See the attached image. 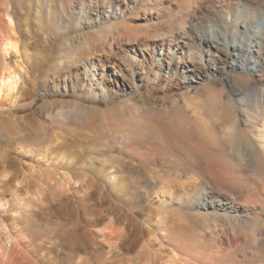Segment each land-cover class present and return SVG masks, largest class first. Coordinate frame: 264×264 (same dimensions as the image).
I'll use <instances>...</instances> for the list:
<instances>
[{
	"label": "rangeland",
	"instance_id": "rangeland-1",
	"mask_svg": "<svg viewBox=\"0 0 264 264\" xmlns=\"http://www.w3.org/2000/svg\"><path fill=\"white\" fill-rule=\"evenodd\" d=\"M78 1L0 0V75L11 65L25 83L0 98V264H185L190 251L207 264H264V157L253 163L249 153L263 129L245 106L253 99L229 93L235 73L216 77L223 89L211 83L207 61L183 78L162 77L145 64L149 77L132 80L131 66L143 68L134 51L149 54L155 38L127 41L125 25L160 26L165 37L188 42L178 28L186 11L169 0H141L117 22L81 20L71 29ZM217 11L227 17L219 5ZM4 38L18 44L7 57ZM87 60L114 64L99 96L73 77ZM61 75H73L69 86ZM237 75L264 87L257 75ZM177 105L191 118L200 113L199 121L221 124L203 126L204 139L194 141L203 164L175 151L153 120ZM209 159L219 170L211 171L210 187L235 198L249 229L198 206L209 191ZM168 227L192 241L186 253L169 242Z\"/></svg>",
	"mask_w": 264,
	"mask_h": 264
},
{
	"label": "bare ground",
	"instance_id": "bare-ground-1",
	"mask_svg": "<svg viewBox=\"0 0 264 264\" xmlns=\"http://www.w3.org/2000/svg\"><path fill=\"white\" fill-rule=\"evenodd\" d=\"M140 1L103 0L100 2L99 0H80L73 6L71 15L68 16V23L72 29L78 27L79 22H82L81 20L86 21L90 26L96 25L97 27L102 26V24L106 25V23L117 22L120 19H124L126 13L130 10L137 9ZM169 2L170 6L177 5L186 11L185 14H188L186 16L188 20H184L183 22L185 23L181 22V26H177L181 28L179 29L180 31L182 30L183 36L187 37L186 39L189 41L186 42L181 37L174 40H171L170 37H165L161 32L160 26H156L154 31L151 32L148 29L133 28L132 26L125 25V37L127 41H132L133 38L136 41L135 43H141L142 39L140 37L144 35L149 39L155 38L150 45L151 52L149 54H140L139 52L137 53V50L136 52L134 51L137 58L141 57L139 64L143 68L137 69L131 66L130 73L132 80L149 77V74L144 69L145 64L150 66L153 71H156L162 77L183 78L191 72L190 70L196 72L201 66L205 68L204 62L207 61V64H209V78L212 79L211 83L223 89L225 87V81L216 77L218 75H225L227 70H231L235 75L227 78L228 85H230L228 89L229 93H236L240 97L249 96L253 99L252 102L250 101V105L246 104L245 106L252 111L250 117L252 118L253 124L263 129L256 130L257 139L251 142V152H249L251 161L253 163L259 162L261 157H264V87H260L258 81L248 76H243V78L248 79L243 83L237 74L242 72L251 76L257 75L261 82L264 81V0H202L201 3L197 0L186 2L183 0H169ZM217 5L226 10L227 17L225 19L218 17ZM200 11L208 13L207 17L205 15L203 18H195ZM9 22V27L13 30L11 20ZM109 26L111 27L112 25L110 24ZM110 27L107 29H110ZM112 47L113 45L110 48L111 53L113 51ZM17 48V42L11 38H4L1 41V52L5 57L9 56L15 50L17 51ZM94 49L96 50L97 48ZM86 62L82 65L83 71H77L72 76L78 79L77 82H79L81 89H86L88 92L96 95L103 94L108 83L107 72L114 64L112 65L111 62L102 64L100 61L89 62V60ZM53 67L60 73L63 72L64 68L58 65H54ZM72 76L61 75L59 82L67 87ZM72 85L74 84L72 83ZM21 86H25L22 73L14 69L11 65H5L0 75V98L4 95L6 96V94H14L16 89ZM242 108L245 109V107ZM182 110L183 107L177 105L170 111L156 113L152 117L154 122L165 132V139H167L168 144L172 148L176 147L175 151L183 149L188 152V159L191 162L196 165L198 163L203 164L205 163L203 152L194 141L195 139H204L203 126L206 125L210 129L211 127L219 128L221 124L219 122L215 123L217 122L216 120L212 122L214 119L208 120V118H203L199 121L197 118L202 117L200 113H194V118H191V116ZM209 139L211 138L209 137ZM211 171L218 172L219 170L209 159V191L206 190L207 198L202 199V203H199L198 206L206 211L225 212L227 213V217L225 215L223 216L230 220L234 227L249 229L251 227L249 226L250 223L247 224L248 220L245 221L246 218L242 219L246 215L244 214L243 216V211L235 206V198L229 195H221L212 186L210 187ZM248 216L250 217V215ZM166 229L168 231L167 238L169 242L178 251L180 250L186 253V248L185 250L183 248L192 241L188 243L189 240L184 237L185 234L180 231L181 229L179 231H176L177 228L175 230L170 227ZM258 235L262 236L261 233ZM254 239L256 240L255 237ZM260 241V245L264 246V237ZM187 249L189 250V248ZM171 250L170 252H172ZM196 254V252L191 253L190 251V254L188 253L190 256L188 260L190 261H186L185 259V264H207V261L199 258L201 256H197Z\"/></svg>",
	"mask_w": 264,
	"mask_h": 264
}]
</instances>
